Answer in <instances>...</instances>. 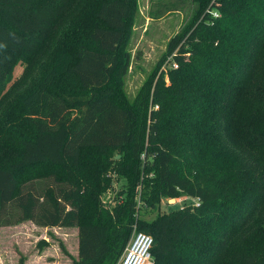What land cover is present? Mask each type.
Wrapping results in <instances>:
<instances>
[{
  "label": "trees",
  "instance_id": "trees-1",
  "mask_svg": "<svg viewBox=\"0 0 264 264\" xmlns=\"http://www.w3.org/2000/svg\"><path fill=\"white\" fill-rule=\"evenodd\" d=\"M191 1L130 99L133 0H0V227H77L72 264H117L134 229L153 264H264V0ZM112 149L147 185L116 215ZM183 195L199 204L141 218Z\"/></svg>",
  "mask_w": 264,
  "mask_h": 264
},
{
  "label": "rangeland",
  "instance_id": "rangeland-1",
  "mask_svg": "<svg viewBox=\"0 0 264 264\" xmlns=\"http://www.w3.org/2000/svg\"><path fill=\"white\" fill-rule=\"evenodd\" d=\"M133 6L134 14L125 42L131 61L129 71L124 77V91L130 99L154 70L158 59L165 52L169 39L189 22L193 2L191 0H133ZM169 8L172 9L168 10ZM217 14V11L213 10V15L217 16ZM167 61L168 58L165 63ZM22 69L21 63L15 65V77L20 75ZM160 70L161 66L156 73ZM123 163V151L112 149L110 158L107 159L105 172L99 174L101 179L106 178L109 183L99 196L98 206L115 215L120 213L118 206L121 207L123 203L125 204V200L129 201L134 197L133 190L131 193L128 191L129 186L137 192L136 199L139 198L141 190L143 192V187L145 186L146 189L147 186L132 185L127 175L117 169L119 166H124ZM100 178L94 180L102 184ZM191 202V199L175 198L170 202L167 198H162L155 208L146 207L145 203H142L141 218L152 220L163 211L176 209ZM95 208L96 206H83V222L96 219L93 213ZM73 231L74 228L39 226L29 220L1 226L0 264H72V261L78 257Z\"/></svg>",
  "mask_w": 264,
  "mask_h": 264
},
{
  "label": "built area",
  "instance_id": "built-area-1",
  "mask_svg": "<svg viewBox=\"0 0 264 264\" xmlns=\"http://www.w3.org/2000/svg\"><path fill=\"white\" fill-rule=\"evenodd\" d=\"M172 68H176L177 65L175 62L167 61ZM165 66V65H164ZM163 66V68H164ZM157 108V106H154ZM175 198L178 199H191L192 202L190 204L197 206L198 199L194 197H189L186 195L174 198H167L170 202L174 201ZM139 202V198H137ZM188 205L184 204L179 208ZM153 239L152 236L143 232L138 231L136 229L133 230L126 247L124 248L123 253L120 256V259L117 264H153V257L151 255V247H152Z\"/></svg>",
  "mask_w": 264,
  "mask_h": 264
},
{
  "label": "crops",
  "instance_id": "crops-1",
  "mask_svg": "<svg viewBox=\"0 0 264 264\" xmlns=\"http://www.w3.org/2000/svg\"><path fill=\"white\" fill-rule=\"evenodd\" d=\"M65 228H74V240H75V246L78 250V228L77 227H65Z\"/></svg>",
  "mask_w": 264,
  "mask_h": 264
},
{
  "label": "water",
  "instance_id": "water-1",
  "mask_svg": "<svg viewBox=\"0 0 264 264\" xmlns=\"http://www.w3.org/2000/svg\"><path fill=\"white\" fill-rule=\"evenodd\" d=\"M116 157H118V156H116Z\"/></svg>",
  "mask_w": 264,
  "mask_h": 264
}]
</instances>
